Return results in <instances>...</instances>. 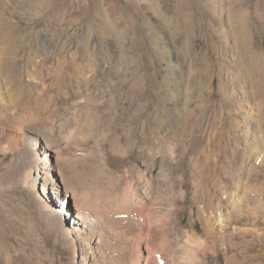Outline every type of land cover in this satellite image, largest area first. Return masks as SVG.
I'll return each instance as SVG.
<instances>
[{
    "label": "rangeland",
    "instance_id": "obj_1",
    "mask_svg": "<svg viewBox=\"0 0 264 264\" xmlns=\"http://www.w3.org/2000/svg\"><path fill=\"white\" fill-rule=\"evenodd\" d=\"M259 53L264 0H0V264H170L205 227L198 149L244 229L209 264H264Z\"/></svg>",
    "mask_w": 264,
    "mask_h": 264
},
{
    "label": "bare ground",
    "instance_id": "obj_2",
    "mask_svg": "<svg viewBox=\"0 0 264 264\" xmlns=\"http://www.w3.org/2000/svg\"><path fill=\"white\" fill-rule=\"evenodd\" d=\"M246 36H247V40L250 41V35H249L248 30H246ZM256 56H257L256 60H258L261 63H264V53H259ZM248 68L251 69L250 67ZM208 76H209L208 70H207V67L205 66L204 72L201 74L200 76L201 78L199 79V81H197V83L203 82L204 80L207 79ZM196 115L197 113L195 112H187L182 118L184 128L182 129L181 140L183 139V137H186L185 135L187 134V131L189 130L192 124V121L194 120ZM216 137H218L219 139L221 138L219 137V135H217V133L215 134V138ZM198 150L199 151H197V157H198L197 160L199 161V163H198L197 169L195 170L196 171L195 174H197V178H195L197 180V185H196L197 194H196L195 199H198L204 204L200 208V214H201V218L204 220L205 227L203 228L202 235H198L196 233L186 234L185 241H186L187 247H185V250L181 252V254H179L178 257H170V264H209L211 262H220L222 260H227L228 263H231L237 257L235 255H230L228 249H223L222 253L217 252L216 249L218 248L216 247V243L217 241H219L221 245V240L220 238L219 239H212V238L215 235L224 236L227 233H231L232 236L234 235V233L242 234L244 229L234 226L232 227V231L229 232L228 231L230 228L229 225L222 221L223 216L219 213L220 200L218 199L217 196L210 197L206 191V186H208L207 184L210 181L209 178L212 176L211 171H214V170L216 171V166H217L216 164L218 163V157H219V154H221L222 152L220 149H211L208 152H205L203 149L202 150L198 149ZM171 166L173 165H171L170 163L169 168ZM198 178H200V180ZM82 217L84 216L82 215ZM212 219L216 220L218 224L208 225L207 224L208 222L214 221ZM168 220H170V218H168ZM168 225H169V222H168ZM251 231L253 232L252 229ZM159 235H160L159 239H160V244H161V250L162 249L165 250L169 247V245H171L169 243V239L167 238L168 236L166 235L165 231L163 232L161 231ZM221 239L223 240V238ZM242 250L246 251L245 249H242ZM199 253L201 255H198ZM162 260L160 259L158 264H164V263L166 264V262L163 260L164 261L163 263Z\"/></svg>",
    "mask_w": 264,
    "mask_h": 264
}]
</instances>
